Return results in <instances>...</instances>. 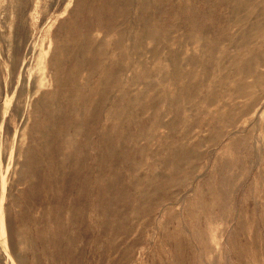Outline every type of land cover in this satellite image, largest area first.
Masks as SVG:
<instances>
[{
  "label": "rangeland",
  "instance_id": "1",
  "mask_svg": "<svg viewBox=\"0 0 264 264\" xmlns=\"http://www.w3.org/2000/svg\"><path fill=\"white\" fill-rule=\"evenodd\" d=\"M0 124V264H264V0H0Z\"/></svg>",
  "mask_w": 264,
  "mask_h": 264
},
{
  "label": "bare ground",
  "instance_id": "2",
  "mask_svg": "<svg viewBox=\"0 0 264 264\" xmlns=\"http://www.w3.org/2000/svg\"><path fill=\"white\" fill-rule=\"evenodd\" d=\"M28 37V36H27ZM57 59V57H54L53 59H52V64H54ZM75 73H73V75L71 76V82H73L74 81V79H75ZM50 95L52 96V99L55 101V102H59V94L57 93V92H52V93H48V92H44L43 93V96L46 98V97H50ZM1 127H2V124H0V133H1ZM17 145V144H16ZM9 166V165H8ZM6 171V170H5ZM24 173V172H23ZM8 177V176H7ZM6 175H5V173L4 172H2V180H1V199H0V206L2 205V201H3V199H4V197H5V188H6ZM4 202V201H3ZM3 207V206H2ZM4 208V207H3ZM0 209H1V207H0ZM4 210H5V208H4ZM1 213V212H0ZM3 213V212H2ZM4 214V213H3ZM2 215V214H1ZM5 216V215H4ZM1 219V218H0ZM3 219V218H2ZM0 220L1 221V224H0V244H3V245H5L6 246V244H7V242H6V234H5V231H4V229H5V221H3V220ZM6 249V248H5ZM7 253H6V258H7V260H8V262H9V264H17L16 262H15V260H14V258L11 256V254H10V251H9V249H8V247H7ZM57 257V256H56ZM1 258H4L3 257V254L2 255H0V259ZM6 261V260H5Z\"/></svg>",
  "mask_w": 264,
  "mask_h": 264
}]
</instances>
